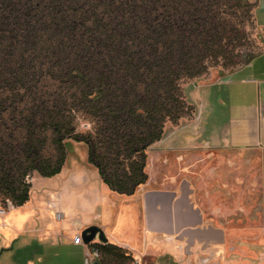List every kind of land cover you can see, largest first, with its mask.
Segmentation results:
<instances>
[{
	"label": "trees",
	"instance_id": "obj_1",
	"mask_svg": "<svg viewBox=\"0 0 264 264\" xmlns=\"http://www.w3.org/2000/svg\"><path fill=\"white\" fill-rule=\"evenodd\" d=\"M214 1L219 0H164L159 19L156 0H0V81L24 89L26 96H39L40 105L32 107L26 123L27 169L53 178L66 162L68 140L84 142L103 183L132 196L147 181L146 151L162 139L166 120L175 121L190 109L178 82L204 71L200 59L216 54L214 43L221 32L228 34ZM194 31L201 48L194 45ZM41 66L45 70L38 75ZM42 79L80 90L98 121L94 135L75 133L80 99L74 94L72 104L65 99L57 108L49 106L40 97ZM38 126L54 134L53 163L41 155L46 138L37 135ZM7 181L0 176V182ZM10 183L11 200L5 201L23 206L28 185ZM100 252L104 264L132 260L127 249L111 243L102 244Z\"/></svg>",
	"mask_w": 264,
	"mask_h": 264
},
{
	"label": "crops",
	"instance_id": "obj_2",
	"mask_svg": "<svg viewBox=\"0 0 264 264\" xmlns=\"http://www.w3.org/2000/svg\"><path fill=\"white\" fill-rule=\"evenodd\" d=\"M257 2L263 49L223 80L184 88L192 106L195 102L186 92L190 87L214 88L216 94L219 89L222 97L216 102L208 95L203 99L207 111L200 125L193 109L190 122L166 126L151 151L149 182L132 196L97 182L95 198L72 207L54 198L43 204L53 223L36 228L37 240L31 235L23 243L18 236L35 207L10 208L0 216V264H84L85 249L72 239L96 223L103 226L108 243L128 250L130 263L264 264V253L232 252V232L224 224L238 220L264 228V0ZM213 181L221 185V196L232 200L231 209L227 201H217L209 186ZM57 210L69 223L59 225ZM243 214H248L247 221ZM16 241L24 253L15 251Z\"/></svg>",
	"mask_w": 264,
	"mask_h": 264
},
{
	"label": "rangeland",
	"instance_id": "obj_3",
	"mask_svg": "<svg viewBox=\"0 0 264 264\" xmlns=\"http://www.w3.org/2000/svg\"><path fill=\"white\" fill-rule=\"evenodd\" d=\"M156 1L157 10L154 11V14L160 19L161 13H165L164 0ZM256 1L257 0L214 1L215 7L219 9L216 10V12L219 13V16L222 18V13L224 14V21L222 22L223 24L225 22L224 26L229 30L228 34L223 35V32H221L222 38L217 44L216 42L214 43L213 50H216V54H210L208 57L206 56L200 59V64L206 67L204 71L195 77L181 79L178 82L180 92L181 89L183 91L188 84H193V82L201 85L207 82L213 83L220 79L223 80L222 78L225 76L228 77L231 72L245 65L250 57L256 55L262 50V33L257 24L255 15V7L257 6ZM218 11H221V13ZM198 23L201 24V21H198ZM206 27H209V25L207 24ZM222 30L223 25H221V31ZM195 32L196 31L192 33V37L194 39L196 37V41H193L194 45L201 48L203 46L202 41L199 38L200 36H195ZM27 57L28 55L25 54L26 59ZM26 65L27 67H31L29 63ZM40 70L44 72L45 66H41L36 70L38 75L40 74ZM118 83L122 84L123 82ZM37 85H39L40 97H46L47 100H49V106L52 105L54 108L63 105L65 99L67 100L68 105L72 104L74 94L78 100L82 97L80 90L76 87L72 88L71 84H59L58 82L49 79H42ZM15 88L16 87L13 86L12 83L6 84L4 81H0V176L8 180L7 182H0V211L4 210L7 212L10 210V207H13L12 205L8 206V203L5 201L6 199L11 200V197L9 198L11 191L8 188V185L11 184L10 182H12V186L16 188H19L21 183L25 182L29 187V200L27 203H29L30 206L35 207V209L30 210L32 214L26 221L25 232L18 236L19 240L23 243L25 238H28L29 236V238H32L31 235L37 240L34 230L42 226L44 223H53L52 217L48 212L44 211L43 204L54 202V198H59L57 200H59L60 204L65 203V205H68L69 207H72L74 204L88 203L90 198H95L94 194L95 189L97 188V185L95 184L97 182L103 183V181L99 175L98 169H96L95 165L88 160V146L84 142H76L72 139L68 140L70 143L68 146V155L66 156V162L59 175L53 178H46L41 176L36 169H27L29 162L26 161V154L29 153V149L27 147L28 131L26 123L32 112V107L39 104V96L36 98H34V95L26 96L24 89L17 91ZM215 91L214 88L196 89V87H190L187 89L186 92L190 95L188 96V99L191 102H195V106L189 105L187 102L189 105L187 106L190 109L188 111L183 110L180 112L179 117L175 121L166 120L164 131L167 125L175 127L178 126L181 121L187 123L190 122L194 117L192 115L193 109H195V112L199 115L200 121L198 124L200 125L204 117L203 115H205V112L207 111L206 106H202L205 97L208 95L211 102H216L217 97H222L221 90L217 89V92H219L217 94ZM184 95L183 91V97ZM91 99H93L94 103L96 102L95 95H92ZM76 103L79 105L77 106V109H74L75 118L73 127L75 133L82 135L92 133L94 135L98 121L90 115L92 108L86 105L87 103L83 101V99L76 101ZM212 105L215 104L213 103ZM43 130L44 128L40 126H38L36 130L37 135L40 138H46V143L41 149V155L43 158L53 163L57 157V150L53 143L54 134L51 129ZM165 141V144L170 143L169 139H166ZM157 143L151 145L146 151L147 155L144 171L147 176V181L145 183L149 182L150 179L152 170V160L150 158L153 157L151 151ZM170 155L171 154H166V157H169ZM163 159L164 158H162V160ZM34 167L35 165L33 168ZM209 186L210 189L212 188L214 193L217 194V201H227L230 208L232 200L228 203L230 198H223L221 196V190H217L221 188V185L213 181L209 183ZM108 189L110 190L109 187ZM102 207L103 206H99L97 212H101ZM2 215L3 214L0 213V216ZM247 215L248 214H243L244 218L242 220L247 221ZM76 221H78V219ZM65 223H69L68 218L59 225ZM241 223L242 222L238 220L237 222L230 220L229 222L224 221V224L228 226H238L241 225ZM243 224L248 225V221ZM102 227L103 226H101V228ZM232 228L233 227H229V229ZM243 230L252 231L248 228H243ZM31 232L32 234H30ZM22 243H16V252H25V250L18 249ZM29 252H31V250H29Z\"/></svg>",
	"mask_w": 264,
	"mask_h": 264
},
{
	"label": "flooded vegetation",
	"instance_id": "obj_4",
	"mask_svg": "<svg viewBox=\"0 0 264 264\" xmlns=\"http://www.w3.org/2000/svg\"><path fill=\"white\" fill-rule=\"evenodd\" d=\"M226 226V230L232 232L231 239L233 242L230 245L232 252L264 253V228H258L257 224H253L252 226L242 224L238 226ZM229 227L233 228L229 229ZM243 228H248L252 231H245Z\"/></svg>",
	"mask_w": 264,
	"mask_h": 264
},
{
	"label": "built area",
	"instance_id": "obj_5",
	"mask_svg": "<svg viewBox=\"0 0 264 264\" xmlns=\"http://www.w3.org/2000/svg\"><path fill=\"white\" fill-rule=\"evenodd\" d=\"M8 206H11V204L8 202ZM11 208V207H10ZM1 214H4L5 211H0ZM54 216L57 221L63 222L65 219L64 213L61 210H57L54 213ZM72 243L74 245H80L83 246L85 249L84 252V264H104L102 261V255L100 252V246L102 243L98 241V239H94L90 243L86 244L83 241V238L81 236L80 232H77L72 239ZM130 264H140V261L137 259H134Z\"/></svg>",
	"mask_w": 264,
	"mask_h": 264
},
{
	"label": "water",
	"instance_id": "obj_6",
	"mask_svg": "<svg viewBox=\"0 0 264 264\" xmlns=\"http://www.w3.org/2000/svg\"><path fill=\"white\" fill-rule=\"evenodd\" d=\"M252 59H248L246 61V64H249ZM81 236L86 244L90 243L94 239H98V241L102 244L108 243L107 235L105 234L104 230L98 225L88 226L81 232Z\"/></svg>",
	"mask_w": 264,
	"mask_h": 264
}]
</instances>
